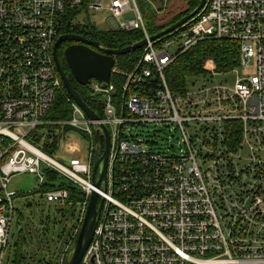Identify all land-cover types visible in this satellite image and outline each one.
<instances>
[{
  "label": "built area",
  "instance_id": "1",
  "mask_svg": "<svg viewBox=\"0 0 264 264\" xmlns=\"http://www.w3.org/2000/svg\"><path fill=\"white\" fill-rule=\"evenodd\" d=\"M167 1L142 0L155 14ZM79 10L104 11L116 20L131 12L118 27L140 29L146 43L122 97L110 82L92 83L100 98L98 120L69 96L70 117L51 120L46 116L63 85L53 44L63 25L83 24L75 19ZM150 35L137 0H0V264H10L18 192L7 188L17 173L35 175L28 194L74 206V223L53 264H64L93 190L103 205L78 264H264V0H205L182 26L158 40ZM204 39L237 42L241 72L234 85L172 92L165 67ZM232 120L239 125L227 127ZM97 123L109 132L101 188L92 183L96 138L103 144ZM147 124L179 136L153 150L137 131ZM48 126L80 131L88 140L84 155L70 145L67 161L54 159L50 154L60 146L54 134H48L58 140L54 148L51 138L43 149L28 140L36 131L32 139L38 141ZM190 127L196 135L186 132ZM50 173L56 186L74 185L82 198L73 202L65 187L43 190Z\"/></svg>",
  "mask_w": 264,
  "mask_h": 264
},
{
  "label": "trees",
  "instance_id": "2",
  "mask_svg": "<svg viewBox=\"0 0 264 264\" xmlns=\"http://www.w3.org/2000/svg\"><path fill=\"white\" fill-rule=\"evenodd\" d=\"M139 6L142 10L144 21L146 24V29L149 34H154L160 31L162 28L168 26L174 21L178 20L183 15L187 14L198 4V0H194L192 7L183 13H179L174 16L170 21L164 24H156L155 14L144 5L141 0H138ZM60 33H76L84 36L85 38L97 40L101 42L107 48H122L124 46L130 45L133 42L142 39L143 34L140 29H99L95 24L85 23L77 25H63ZM68 43V41H65ZM63 43L58 48L59 58L63 64L65 73L69 77L73 87L77 90L81 98L88 104V106L95 112L100 113V98L98 94H94L92 90L91 80L87 85L78 84L72 75L64 61L63 49L66 44ZM143 48H137L124 54L115 56L114 61V71L110 76V83L114 86L115 91L120 93L121 97L124 93L122 90V85L126 83L128 74L135 71L138 64L139 58L142 54ZM211 60L213 64L214 72L212 74H225L230 72L239 66V49L236 41L229 39H204L197 42L195 45L187 49L186 51L180 53L170 64H168L164 69V77L167 82L169 89L174 93H183L184 90L193 84L192 78L197 76L202 77H212V74L208 69L205 68L206 61ZM204 83V82H203ZM202 83V84H203ZM145 84V83H144ZM147 87V86H146ZM70 102L68 101V94L62 85L61 90L57 94V98L54 102L53 107L47 114V118L51 120H64L70 117ZM227 127H237L238 121L232 120L225 123ZM67 128V127H66ZM31 137L37 138L38 134L33 131ZM238 137V130H237ZM50 139L51 136L48 135ZM236 138V136H235ZM51 147H56L58 142L57 138H51ZM56 175L54 173L48 174L47 182L43 185V190H48L55 187H65L69 192L70 199L75 202L82 198L81 191L74 185H68L64 181H60L56 186L52 181L56 180ZM33 191L32 193H34ZM28 194V193H27ZM31 194V193H30ZM27 205L30 203L27 201ZM18 213V219L22 218L20 211ZM69 225V222L66 223ZM70 230V229H69ZM69 235V233H68ZM67 235V236H68ZM67 237L64 239L63 243L66 241ZM24 240V235L22 230L18 232L17 240L11 244L12 258L10 259V264H53L55 257L51 260H38L36 261L34 255L26 254L22 250V241Z\"/></svg>",
  "mask_w": 264,
  "mask_h": 264
},
{
  "label": "rangeland",
  "instance_id": "3",
  "mask_svg": "<svg viewBox=\"0 0 264 264\" xmlns=\"http://www.w3.org/2000/svg\"><path fill=\"white\" fill-rule=\"evenodd\" d=\"M193 2L194 0H168L165 11H161L157 14L154 13V21L156 24H164L177 14L188 11V9L192 7ZM144 5L148 7L146 3H144ZM130 17H132L131 12L121 15L116 20L109 13H104V11L90 10L85 14L81 13L79 10L76 13L75 19L83 24H96V27L99 29H102V27L104 29H117L119 22L125 21ZM170 49L171 51H175L176 48L170 47ZM205 68L208 69L211 74L212 71L214 72L211 60L206 61ZM240 72L241 69L236 68L225 74H212V77L197 76L192 78L194 83L189 85V89L193 90L203 82L207 85L220 83L232 87L237 74ZM192 129V127L186 128V132L194 136L196 134L191 133ZM137 131L140 134V137L147 141V144L153 150H156L157 148L164 149L167 144L175 143V138L179 136V132H170L168 127H162L160 124H147L139 127ZM41 132L44 134L38 141L35 142L32 138H29L28 140L43 149V146L47 144L46 141L49 139L48 134L60 136V146L56 149L54 154H50L56 160L61 158L67 161L70 158V155L65 153V148H68L70 145H76L79 147L81 153H79L78 156L80 157L84 155L87 149L88 140L80 131L74 128L48 126L43 127ZM196 138L198 144L201 143L200 139L202 136L198 135ZM242 156H245V153H243ZM36 184V177L31 173H17L10 177L7 189L18 192V194L13 200L15 213L10 226L9 243L13 244L18 238L19 230H22V234L24 235V240L21 245L23 252L34 255L36 261L39 259H45L48 261L55 256L57 257L62 248L63 241L67 237L70 229V226L66 225V223L69 222L71 225L74 223V221H71L73 219L72 214L74 206L72 204L60 205L46 203L38 197L37 194H27V192L32 191ZM27 201L30 203L28 206H26L28 204ZM18 211L21 213L22 218L20 219H18L17 216ZM7 252L11 259L13 253L12 250L9 249ZM4 264H9V261L6 260Z\"/></svg>",
  "mask_w": 264,
  "mask_h": 264
},
{
  "label": "water",
  "instance_id": "4",
  "mask_svg": "<svg viewBox=\"0 0 264 264\" xmlns=\"http://www.w3.org/2000/svg\"><path fill=\"white\" fill-rule=\"evenodd\" d=\"M204 3L205 0H199L197 6L189 13L162 28L160 31L150 35L149 39L158 40L174 31L176 28L182 26L198 13ZM65 41L73 42L63 49V58L74 80L80 85H87L91 80H94L102 86L107 85L110 82V76L114 69V57L137 48H142L146 43V39L142 38L130 45L114 49L107 48L97 40L88 39L76 33H64L56 38L52 49L53 61L68 96L90 120H98L100 118L99 115H97L81 98L65 73L58 54L59 44ZM97 129H100L101 131L103 144H101L99 139L96 138V149L94 151L92 164V183L96 188H101L105 187L106 181L109 132L107 127L102 123H97L95 125V133H97ZM40 136H42V134ZM102 205L103 199H98L95 190L91 191L83 220L69 250L66 253L64 264L79 263L97 226Z\"/></svg>",
  "mask_w": 264,
  "mask_h": 264
},
{
  "label": "flooded vegetation",
  "instance_id": "5",
  "mask_svg": "<svg viewBox=\"0 0 264 264\" xmlns=\"http://www.w3.org/2000/svg\"><path fill=\"white\" fill-rule=\"evenodd\" d=\"M63 43H65V42L60 43L59 46H58V48H59ZM71 43H73V42L68 41V43H65V44H66V46H67V45H69V44H71Z\"/></svg>",
  "mask_w": 264,
  "mask_h": 264
},
{
  "label": "crops",
  "instance_id": "6",
  "mask_svg": "<svg viewBox=\"0 0 264 264\" xmlns=\"http://www.w3.org/2000/svg\"><path fill=\"white\" fill-rule=\"evenodd\" d=\"M102 29H104L103 27H102ZM106 29H108V28H106ZM210 61V60H209Z\"/></svg>",
  "mask_w": 264,
  "mask_h": 264
}]
</instances>
